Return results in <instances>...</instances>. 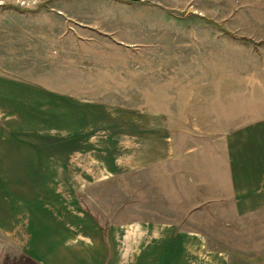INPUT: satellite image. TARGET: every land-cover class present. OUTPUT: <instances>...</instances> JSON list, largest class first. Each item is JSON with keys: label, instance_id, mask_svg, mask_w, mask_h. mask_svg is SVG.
<instances>
[{"label": "rangeland", "instance_id": "374dc122", "mask_svg": "<svg viewBox=\"0 0 264 264\" xmlns=\"http://www.w3.org/2000/svg\"><path fill=\"white\" fill-rule=\"evenodd\" d=\"M76 14L97 17L115 34L99 41L102 33L89 31ZM1 73L125 112L153 107L184 114L198 97L231 101L232 116L264 117V0H0ZM195 81L200 90L184 89ZM21 130L25 152L63 142L48 133L47 121H25ZM128 150L99 137L76 145L73 162L90 169L73 181L87 179L84 187L64 188L73 206L104 225L176 222L204 232L209 247L231 264H264V212L241 218L228 207L208 211L204 203L195 212L191 173L186 177L182 164L128 171L116 162Z\"/></svg>", "mask_w": 264, "mask_h": 264}, {"label": "crops", "instance_id": "0c3cea01", "mask_svg": "<svg viewBox=\"0 0 264 264\" xmlns=\"http://www.w3.org/2000/svg\"><path fill=\"white\" fill-rule=\"evenodd\" d=\"M131 6L135 11L139 5ZM149 6L169 9L163 3ZM77 17L87 19L92 33H102L99 41L115 34L107 25L101 27L97 17ZM196 83L184 89L200 90ZM110 107L0 74V264H231L227 254L209 247L200 230L151 220L104 225L81 206H73V195L64 188L84 187L88 181L73 184L80 180L79 171L90 169L73 162L76 145L84 139L108 138L112 145L129 149L126 159L116 160L128 171L173 165L179 170L182 164L186 177L191 173L195 212L204 204L208 211L228 207L241 218L264 212V117L232 116L231 101L198 97L184 114ZM25 121H47L48 133L63 142L48 141L25 152ZM25 154L32 156L30 163Z\"/></svg>", "mask_w": 264, "mask_h": 264}]
</instances>
